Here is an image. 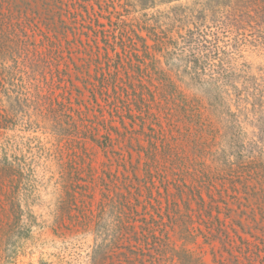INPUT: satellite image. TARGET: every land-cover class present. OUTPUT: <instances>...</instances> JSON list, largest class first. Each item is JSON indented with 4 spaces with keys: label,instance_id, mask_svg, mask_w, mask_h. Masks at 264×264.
<instances>
[{
    "label": "rangeland",
    "instance_id": "374dc122",
    "mask_svg": "<svg viewBox=\"0 0 264 264\" xmlns=\"http://www.w3.org/2000/svg\"><path fill=\"white\" fill-rule=\"evenodd\" d=\"M231 1L146 10L208 40L191 63L78 60L53 81L23 54L27 91L0 89V264H264V188L224 159L245 144L264 168V0ZM109 70L143 100L95 96Z\"/></svg>",
    "mask_w": 264,
    "mask_h": 264
},
{
    "label": "trees",
    "instance_id": "16d2710c",
    "mask_svg": "<svg viewBox=\"0 0 264 264\" xmlns=\"http://www.w3.org/2000/svg\"><path fill=\"white\" fill-rule=\"evenodd\" d=\"M173 1L177 0H0V57L3 59L0 89L9 83L27 91V82L19 75L23 71H20L23 54L44 78L47 79L50 73L53 81L56 72L59 80L64 78L69 63H74L76 70L81 71L78 60L88 64L105 61L117 68L127 62L138 73L143 71L141 63L155 64L159 55L170 57L176 53L181 58L185 56L186 63L194 62L192 56L198 60L196 52H204L208 42L206 38L202 39V34L192 30L182 34L179 29L174 35L173 29L161 22V13L146 11ZM211 1V11L235 8L231 0L229 3ZM133 13L141 15L132 16ZM195 35L202 37L196 38ZM10 60L13 63L7 65ZM63 63L66 68L61 67ZM16 79L21 83L17 84ZM139 87L140 90L132 83L120 84L117 75L113 76V71L109 70V76L102 74L100 84L95 83L92 90L95 96L96 92H104L110 99L117 100H122L120 93L125 91L127 95L133 94L138 102L143 100L144 88L143 85ZM5 91L9 92V88ZM64 105L67 109L64 101L51 102L49 112L57 122V113ZM100 113L104 116L102 111ZM110 115L114 117L112 110ZM246 151L245 144L237 146L236 162H231L229 154L224 155L228 171L238 173L239 179H243L242 176L254 179L256 185L264 188V168L254 155ZM247 181L241 182L247 185ZM124 228L127 229V225L121 222L120 231Z\"/></svg>",
    "mask_w": 264,
    "mask_h": 264
}]
</instances>
